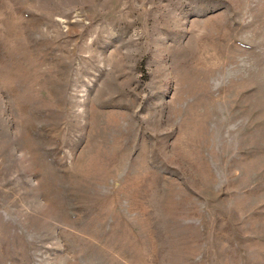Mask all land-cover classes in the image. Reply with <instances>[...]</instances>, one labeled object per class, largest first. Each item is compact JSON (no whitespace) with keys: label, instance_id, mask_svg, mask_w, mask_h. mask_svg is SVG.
Instances as JSON below:
<instances>
[{"label":"rangeland","instance_id":"1","mask_svg":"<svg viewBox=\"0 0 264 264\" xmlns=\"http://www.w3.org/2000/svg\"><path fill=\"white\" fill-rule=\"evenodd\" d=\"M0 264H264V0H0Z\"/></svg>","mask_w":264,"mask_h":264}]
</instances>
